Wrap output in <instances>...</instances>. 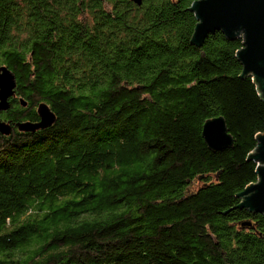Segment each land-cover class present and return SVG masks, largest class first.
Instances as JSON below:
<instances>
[{
  "label": "trees",
  "instance_id": "16d2710c",
  "mask_svg": "<svg viewBox=\"0 0 264 264\" xmlns=\"http://www.w3.org/2000/svg\"><path fill=\"white\" fill-rule=\"evenodd\" d=\"M195 1L0 0V264H264V215L239 206L263 89L242 35L191 43ZM39 103L55 123L20 132ZM216 117L233 144L213 153Z\"/></svg>",
  "mask_w": 264,
  "mask_h": 264
},
{
  "label": "water",
  "instance_id": "95a60500",
  "mask_svg": "<svg viewBox=\"0 0 264 264\" xmlns=\"http://www.w3.org/2000/svg\"><path fill=\"white\" fill-rule=\"evenodd\" d=\"M137 7L142 0H130ZM189 10L198 21L191 43L201 46L203 41L216 32H224L232 40L243 37V49L237 57L244 67L243 74L260 80L264 96V0H199ZM15 75L6 66L0 68V114L10 107L15 94ZM23 107L26 103L21 101ZM38 122L17 123L20 132H35L50 128L56 121L54 113L45 103L37 105ZM0 134L9 135L10 126L0 120ZM201 137L210 151L223 152L231 149L233 137L229 134L222 117L206 120L202 124ZM256 150L251 159L257 162V181L246 187L240 194L239 206L264 215V134L258 138Z\"/></svg>",
  "mask_w": 264,
  "mask_h": 264
}]
</instances>
